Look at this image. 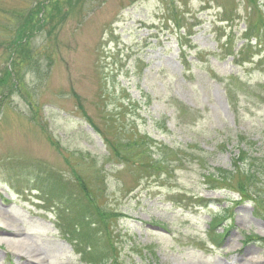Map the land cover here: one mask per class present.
Instances as JSON below:
<instances>
[{
	"label": "rangeland",
	"instance_id": "rangeland-1",
	"mask_svg": "<svg viewBox=\"0 0 264 264\" xmlns=\"http://www.w3.org/2000/svg\"><path fill=\"white\" fill-rule=\"evenodd\" d=\"M6 1L11 9L33 0ZM255 1L260 5L248 18L249 0H94L83 21L79 14L65 21L56 62L39 64L50 69L48 77L42 71L39 78L40 67L24 72L26 102L13 95L15 105L0 113V218L41 257L13 252L1 240L0 264H96L93 253L85 260L77 253L80 237L95 231L93 251L105 264H264V216L256 202L262 206L242 193L244 171L231 189L205 181L208 171L233 170L239 155L247 166V149L264 158V0ZM234 6L240 20L231 29L240 36L253 21L261 37L253 63L221 54L216 36L230 26L217 13ZM173 8L193 27L186 75L180 42L167 29ZM5 21L14 32L19 21ZM44 40L35 37L31 50ZM6 55L0 50V72L10 65ZM121 108L116 127L111 118ZM93 124L112 141L121 132L115 148L137 161L106 146ZM132 139L147 153L152 148L153 159L177 151L182 160L164 153L159 166L139 159ZM5 162H14L10 177ZM35 170L74 188L69 198L75 193L100 219L94 229L70 199L46 195L39 180L30 183Z\"/></svg>",
	"mask_w": 264,
	"mask_h": 264
},
{
	"label": "trees",
	"instance_id": "trees-1",
	"mask_svg": "<svg viewBox=\"0 0 264 264\" xmlns=\"http://www.w3.org/2000/svg\"><path fill=\"white\" fill-rule=\"evenodd\" d=\"M93 1L94 0H33L23 7L19 5L8 9L5 5V2L7 3V1L0 0V50L3 51V54H7L5 56L6 61L9 62L10 60V65L2 69L0 72V113L5 109L15 105L12 102L13 95L21 97L26 102L24 97L26 96L27 84L23 78L24 72L39 69V64H41L43 61L44 66L48 68L56 62L57 56L61 53L60 44H57L56 42L57 36L59 37L61 34L58 33L57 30H60L65 24V21L71 18L73 15L75 16L76 14H79L78 18L80 22L83 21V16H87L88 13L91 12L89 6ZM249 2H251L249 5L251 8V15H249L248 18L253 15L257 6L260 5L255 0H249ZM170 14L174 26L170 25L171 27H169L168 25L169 20H171L170 17L168 18L167 23L165 22V25H168L167 27L169 28L167 29L171 30L169 33L175 35V37H177V42H180L178 51L186 75V71H189L192 67V62L189 60V55L186 52L187 50L190 51L193 49L191 37L194 33H192L193 27L191 19L186 17L184 13L180 14L175 12L174 8L170 11ZM8 15H12L16 20L19 21L16 23L14 32L11 30L10 24L5 21ZM218 15H220V17ZM217 16L219 17L217 21L227 22L228 26H230L229 32L224 29L220 35L216 36L219 42L218 44L221 45V54L231 55V57L235 58V60L239 62L244 61L253 63L254 61L252 60V57L260 53L258 52V46H260V44L257 41L261 40V37L254 34L253 21L249 22L251 18L248 20V28L239 36L234 29H231V24H233L236 20H240L236 6L231 7L228 11H222L221 14L217 13ZM262 20H264V17L261 18V21ZM214 28L218 27L214 26ZM38 35L45 36L44 45L36 47V50H31L33 40H35V37H38ZM239 40H243L244 42L242 45L237 47L236 43ZM16 44L17 47L15 46ZM27 47L29 52L25 50ZM210 51L214 52L215 49ZM31 53H35V55H31ZM36 56H39V58L42 59L40 60L38 58L37 61L35 58ZM42 71H47L46 77H48L50 69L43 70L40 67V70L36 71L39 72V78L41 73H43L44 76V72ZM135 101L137 103L140 102V100ZM125 110L126 108H121V112H119L120 115H118L116 119L111 118L112 123L116 124V127H121V121L124 120L123 117L125 116ZM86 120L92 124L93 119L91 116H88ZM93 128L97 129V131L101 134L106 146L109 144L111 149L113 148L115 152L128 161H137L134 158L135 156L127 154L126 150L117 147L115 148L114 143L120 141L121 132H118L116 139L112 141L103 133L102 129H100L97 124H93ZM134 134L136 135V132ZM131 142V147H137L142 153V157L139 159L150 161L153 164L158 165V161L162 159L163 153L165 155V159L168 161H171V158L173 157L177 161L182 160V157L178 156L179 152L177 151L172 152V154H167L168 152H162L158 159H153V153L151 151L152 148L147 153L148 146L146 144L139 143L137 139H132ZM258 152L261 153L262 151ZM239 153L241 154L242 152ZM245 153L246 157L243 159V161L247 162V166L242 168V166L239 165L241 156L238 154L239 157L234 158L232 162L233 170L226 169L222 172L208 171L207 175L205 176V181H220L221 185L220 188L218 187V189H231L235 186V183H233L235 174L244 171L242 176L243 178H246L244 181L245 183H239L242 193H249L250 196H254L255 200L260 202L262 207H260L259 203L256 202V212L257 214L264 216V158H261L262 156H253L250 149H247ZM5 163L4 165H7V169H5L6 173L11 172L12 169L9 168L14 162ZM34 173L36 174L35 177L37 179L34 180L30 178V183H32V181L35 183V181L39 180L38 185H36L40 187L42 191L44 190L46 195H55L56 197L63 196L67 199H70L67 201L68 206L73 208L78 213V215L81 216L84 222H86L88 225H92L94 229L95 225L100 221V219L98 216L96 217L95 214L90 211V209L85 204L80 203L76 199L77 196L75 193L73 194V197L69 198L70 191H74V188L64 184L63 182H59L56 178H54V175L47 177V175L45 176L43 173H40L37 170H35ZM10 176L11 174L9 173V177ZM47 179H49L48 182ZM179 197L182 198L184 196L180 195ZM196 200L205 203V201H202V199L198 196L196 197ZM97 233L98 232L95 231V234H85L86 237H80L81 241L77 242L79 243L77 245V252L83 260H85L86 255L93 253L90 262L96 264H105L108 260L104 259L105 257L103 258L102 256L96 255L97 251H93L97 249V242L99 241V238H96Z\"/></svg>",
	"mask_w": 264,
	"mask_h": 264
},
{
	"label": "bare ground",
	"instance_id": "bare-ground-1",
	"mask_svg": "<svg viewBox=\"0 0 264 264\" xmlns=\"http://www.w3.org/2000/svg\"><path fill=\"white\" fill-rule=\"evenodd\" d=\"M17 228L12 227L6 221L0 218V241L5 240L8 242V247L13 252H25L33 254L36 256V259L41 260L39 253L31 249V246L25 245V243L19 239Z\"/></svg>",
	"mask_w": 264,
	"mask_h": 264
}]
</instances>
